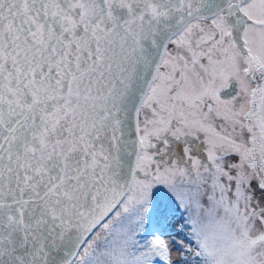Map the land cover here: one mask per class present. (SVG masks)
Returning <instances> with one entry per match:
<instances>
[{
  "label": "snow or ice",
  "instance_id": "1",
  "mask_svg": "<svg viewBox=\"0 0 264 264\" xmlns=\"http://www.w3.org/2000/svg\"><path fill=\"white\" fill-rule=\"evenodd\" d=\"M0 264H264V0H0Z\"/></svg>",
  "mask_w": 264,
  "mask_h": 264
}]
</instances>
